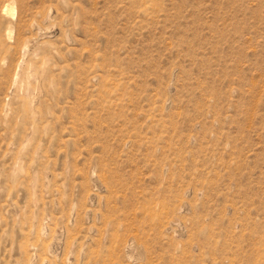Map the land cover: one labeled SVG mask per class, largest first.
<instances>
[{
	"label": "rangeland",
	"instance_id": "obj_1",
	"mask_svg": "<svg viewBox=\"0 0 264 264\" xmlns=\"http://www.w3.org/2000/svg\"><path fill=\"white\" fill-rule=\"evenodd\" d=\"M0 264H264V0H0Z\"/></svg>",
	"mask_w": 264,
	"mask_h": 264
}]
</instances>
